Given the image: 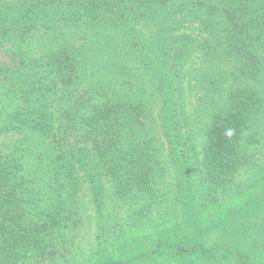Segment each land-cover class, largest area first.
Here are the masks:
<instances>
[{
  "label": "trees",
  "instance_id": "trees-1",
  "mask_svg": "<svg viewBox=\"0 0 264 264\" xmlns=\"http://www.w3.org/2000/svg\"><path fill=\"white\" fill-rule=\"evenodd\" d=\"M122 50L152 78L166 136L185 121L181 71L199 51L205 82L223 83L227 73L242 82L214 114L202 168L218 189L246 165L239 146L264 103V0H0V140L29 143L0 156L2 263L64 262L61 250L83 221L82 184L96 208L98 246L76 264H158L166 251L192 253L176 237L127 245L124 221L106 214L102 178L116 201L145 212L160 205L163 179L148 133L131 122L132 84L113 87L105 77ZM257 235L246 240L256 246L251 256L231 246L213 255L264 264V231Z\"/></svg>",
  "mask_w": 264,
  "mask_h": 264
},
{
  "label": "rangeland",
  "instance_id": "rangeland-1",
  "mask_svg": "<svg viewBox=\"0 0 264 264\" xmlns=\"http://www.w3.org/2000/svg\"><path fill=\"white\" fill-rule=\"evenodd\" d=\"M116 56L118 63L105 77L113 87L124 80L132 84L129 99L138 103L133 105L135 112L130 115L131 122L144 134L148 133L144 140L150 141L161 158L163 179L158 186L160 205L145 212L140 207L116 201L107 179L102 178L106 187L103 190L106 214L124 221L127 245L147 236L157 240L176 237L181 246L188 244L193 250L186 257L166 251L158 264H216V259L221 264H237L227 258L214 257V250L223 246H231L242 255L248 252L251 256L256 246L246 245V240L252 235L259 239L257 234L264 231V103L259 118L250 123L239 146L246 165L224 187L214 189L202 168L207 131L214 114L226 104L233 85L243 83L234 80L230 73L225 75L223 83L205 82L206 62L202 60L206 58H202L199 51L181 71L185 76L181 85L185 121L174 134L169 132L166 136L163 103L152 85V78L127 51L117 52ZM101 75L102 72H96V76ZM5 138L0 140V156L28 148L29 143L22 136ZM79 177L84 179L82 174ZM77 200L81 211L84 210L83 221L74 243L61 250L66 260L63 262L60 257L59 262L46 264H76L88 260L96 252L97 214L86 184H82ZM138 252H141L139 247L133 250V254ZM0 264L4 263L0 260Z\"/></svg>",
  "mask_w": 264,
  "mask_h": 264
}]
</instances>
